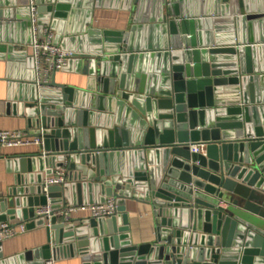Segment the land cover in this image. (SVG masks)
I'll list each match as a JSON object with an SVG mask.
<instances>
[{"label":"water","instance_id":"1","mask_svg":"<svg viewBox=\"0 0 264 264\" xmlns=\"http://www.w3.org/2000/svg\"><path fill=\"white\" fill-rule=\"evenodd\" d=\"M35 2L40 26L54 27L50 16L71 7ZM96 4L132 11L131 25L85 27L60 43L81 52L60 70L84 75V85L59 83L54 71L45 87L29 78L17 101L9 83L0 101V114L25 116L41 139L39 151L5 161L14 179L0 190V223L18 219L32 229L45 225L38 206L110 197L116 211L52 215L43 245L5 257L0 241V264L72 255L82 264H264V0ZM154 58L163 60L159 69L146 65ZM191 143H203L204 153ZM62 168L65 181L44 188ZM127 199L150 205V241L132 242Z\"/></svg>","mask_w":264,"mask_h":264},{"label":"crops","instance_id":"2","mask_svg":"<svg viewBox=\"0 0 264 264\" xmlns=\"http://www.w3.org/2000/svg\"><path fill=\"white\" fill-rule=\"evenodd\" d=\"M28 0H0V44L12 47L10 50L0 51V101H5L8 93V86L11 83V93L13 101H17L20 94L25 90L22 84H30L29 78H33V67L29 60L31 49L29 46L31 39L30 26L28 22ZM155 6V4H154ZM193 3L191 7H193ZM194 9V8H193ZM152 10L149 8L145 16H151ZM144 15V12L141 13ZM132 11L118 8L103 7L96 4V0H71V7L67 10L63 18L50 20L58 21L54 27L49 26L56 36V41L60 45L65 38L82 35L85 27L100 29H126L131 25L130 17ZM154 15V13H152ZM201 18L203 17L200 16ZM205 25V24H204ZM206 27L203 26L204 34ZM197 32V29H195ZM162 59H148L146 65L150 68H160ZM160 75V71L157 70ZM52 75V73H51ZM49 77V80L51 78ZM55 80L59 83L83 86L85 76L77 73L55 71ZM23 129L30 131L27 126L26 117L20 114H0V130ZM30 134V132H29ZM31 135V134H30ZM39 145H18L0 148V190L13 184V163H6L8 156L32 153L39 151ZM126 212L128 214V226L130 237L133 243H144L154 237V217L148 203L137 200H126ZM91 216L88 209L72 211L69 219L80 220ZM17 223L20 220L8 221ZM46 242L45 225L35 226L32 229L19 233L15 236L2 240V253L6 256L16 255L28 249H34ZM54 264H82L79 255L63 256L54 261Z\"/></svg>","mask_w":264,"mask_h":264},{"label":"built area","instance_id":"3","mask_svg":"<svg viewBox=\"0 0 264 264\" xmlns=\"http://www.w3.org/2000/svg\"><path fill=\"white\" fill-rule=\"evenodd\" d=\"M28 22L30 26L31 39L30 49L33 63V79L36 87H45L49 82L51 73L63 67L67 60L81 52L64 49L58 43H54V34L47 25H38L37 21V4L35 0H28ZM41 139L37 136L30 135L27 130L12 129L0 130V148L18 145H40ZM191 152L204 153L203 143L189 144ZM64 169L56 170L54 174L46 176L42 183L46 188L48 185H60L65 181ZM116 202L113 198H107L104 203L92 204H64L58 210L51 209L49 204L38 206L34 210V215L43 216L45 225L49 226V218L56 215L59 218L68 220L72 211L88 209L91 216L110 217L116 211ZM26 224L19 223L17 226H11L9 222L0 223V241L15 236L26 231ZM54 259L44 260V264H54Z\"/></svg>","mask_w":264,"mask_h":264}]
</instances>
